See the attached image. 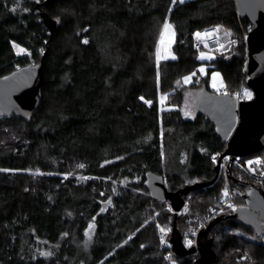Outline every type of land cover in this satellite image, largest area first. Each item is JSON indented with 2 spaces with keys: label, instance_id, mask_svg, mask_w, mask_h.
<instances>
[{
  "label": "trees",
  "instance_id": "16d2710c",
  "mask_svg": "<svg viewBox=\"0 0 264 264\" xmlns=\"http://www.w3.org/2000/svg\"><path fill=\"white\" fill-rule=\"evenodd\" d=\"M44 1L0 0V76L30 64L28 52L34 64L43 59L41 103L32 118L0 116V264H192L196 258L176 256L164 241L159 226H170L173 213L150 198L144 174L162 175L170 191L214 177L212 155L226 146L194 114L196 99L203 87L214 92L212 71L231 96L246 80L250 23L234 0ZM42 11L56 22L52 34ZM167 23L174 58L158 61ZM210 26L238 46L213 57L198 85H183L204 64L193 33ZM170 91L162 110L159 96ZM249 156L260 158L253 172L233 166L231 180L220 174L189 193L190 215H177L174 224L182 236L190 223L206 220L227 184L242 198L254 182L249 172L264 171V150L240 161ZM258 183L264 188V180ZM235 198L236 207L244 204ZM106 199L109 207L96 217ZM209 235L213 251L218 246L212 264H264V236L236 220L224 218Z\"/></svg>",
  "mask_w": 264,
  "mask_h": 264
},
{
  "label": "water",
  "instance_id": "95a60500",
  "mask_svg": "<svg viewBox=\"0 0 264 264\" xmlns=\"http://www.w3.org/2000/svg\"><path fill=\"white\" fill-rule=\"evenodd\" d=\"M53 0H45L49 4ZM238 16L247 19L251 29L246 35L247 59L244 64L245 83L254 92L251 100L238 102L226 92L216 93L203 87L198 92L195 105L196 115L206 118L213 126L214 133L220 137L226 148L222 157L228 156L227 176L232 179V162L236 158L264 150V0H234ZM42 23L52 34L55 20L48 13L40 12ZM43 59L36 64H28L0 76V116H12L29 120L41 103L43 83ZM180 81L174 83L178 88ZM214 177L208 181L186 184L170 191L162 175L147 171L143 186L151 199L161 203L168 202L173 211L172 228L169 243L173 254L185 257L198 254L192 264H212L216 261L213 251V239L209 237L212 228L224 218H232L255 236H264V188L258 183H251L242 194L243 206H237L225 216H217L201 228L195 245L187 248L176 228L177 211L185 204V196L197 189L206 188L219 177L220 161L214 166ZM110 199L101 203L96 217L104 215L110 205Z\"/></svg>",
  "mask_w": 264,
  "mask_h": 264
},
{
  "label": "rangeland",
  "instance_id": "374dc122",
  "mask_svg": "<svg viewBox=\"0 0 264 264\" xmlns=\"http://www.w3.org/2000/svg\"><path fill=\"white\" fill-rule=\"evenodd\" d=\"M179 2H183V1H186V0H178ZM173 42H174V31H173V29H172V27L167 23V24H165V26H164V28H163V31H162V33H161V35H160V40H159V43H158V47H157V51H156V58H157V60L158 61H160V60H166V59H170V58H174V56H173V54H172V52H171V46L170 45H172L173 44ZM28 54V59H29V62H31L30 64H34V63H32V60L30 59L31 58V55H30V53L28 52L27 53ZM18 55H20V56H23V55H25V53L23 52V51H21V52H19V54ZM199 58H200V61H202L204 64L203 65H201V66H199L198 67V70H197V72H193L192 74H189V75H187V76H185V77H183L182 79H181V83L183 84V85H198V83L199 82H201L200 80H201V78H203V77H205L206 76V72L205 71H207V69L208 68H210L211 66H209V63H210V61H211V59L213 58V56L210 54V53H205V52H199ZM215 72H217V71H212V73L210 74V78H209V85L208 86H210V88L212 89V90H214V92H216V93H221L222 92V89H223V85H222V83H223V81L221 82L220 80H219V78L217 77V75L215 74ZM220 79H221V77H220ZM203 85H204V83H200V85L198 86V87H195L194 89L191 87V91H192V93L194 94L195 92H197L201 87H203ZM189 91V90H188ZM191 91H189V92H191ZM171 93V91L170 92H167V93H164V94H161L160 96H159V103H160V105H161V109L162 110H165L164 109V105H165V103H166V100H167V96H168V94H170ZM170 108H174V107H168V109H170ZM259 160H260V158H258V157H247L245 160H244V163H242L241 161H240V164L241 165H243V167H244V170H242V169H240L239 171H249V169H250V171H254V168L252 167V163H255V164H258V162H259ZM236 168L237 169H239L237 166H236ZM249 173H251V172H249ZM262 174H264V171L262 172ZM257 176H259L260 174H256ZM223 177L225 178V180L226 179H228V180H231V179H229L228 178V176L227 175H223ZM165 180V179H164ZM227 181V180H226ZM258 181L259 180H257V181H255L254 180V182L253 183H258ZM187 182H189V181H187ZM192 183H194V182H189V183H187V184H192ZM259 184V183H258ZM165 185H166V187H167V183H165ZM186 185V184H185ZM169 186V185H168ZM233 191V190H232ZM240 193L239 192H237L236 194L234 193V191H233V195H236V198H235V200L238 202V203H240V199H242L241 198V195H239ZM186 197V196H185ZM185 201H186V204H185V206H186V208H187V212L185 213V214H180V215H178V216H183V217H187L188 216V214L190 215V203H191V196H188L187 195V197L185 198ZM168 203V202H167ZM217 204H219V203H217ZM216 204V205H217ZM244 204H242L241 206H243ZM168 207H167V209L170 211L171 210V208H170V205H169V203H168V205H167ZM216 206H214V207H212L210 210H209V212L212 210V209H214ZM233 210V209H232ZM231 210V211H232ZM170 213H172V211H170ZM209 214V213H208ZM188 220L190 221L191 219H190V217L188 218ZM223 220V219H222ZM201 223L202 222H193L192 224L190 223V226H189V228H187V230L184 232V235L182 236V233L180 232V234H181V238H182V242H183V244L187 247V248H189L190 246H193L194 245V241H195V238H194V234H195V232L198 230V232H199V228H200V225H201ZM170 225V224H169ZM93 226H90L89 228V233H92V231H93V228H92ZM171 228H172V225H170V226H166V227H164V226H162V225H160L159 226V231L160 232H162V233H164L165 234V236L163 237L164 238V241H166V237H168V239L170 238V234H171ZM239 235H242V236H244L245 238H247L249 241H253V238L252 237H250L249 235H245V234H243L241 231H239V230H237L236 231ZM209 237H210V235H209ZM188 241H189V243H188ZM217 243H218V241H217ZM217 248H218V246H217V244H215V249L217 250ZM215 250V252H217ZM197 255L198 254H192V255H190L191 256V258H197ZM243 256H240V257H243V258H241V260L243 261V260H246V254H242ZM189 256V255H188ZM239 257V258H240Z\"/></svg>",
  "mask_w": 264,
  "mask_h": 264
},
{
  "label": "built area",
  "instance_id": "2783aa9c",
  "mask_svg": "<svg viewBox=\"0 0 264 264\" xmlns=\"http://www.w3.org/2000/svg\"><path fill=\"white\" fill-rule=\"evenodd\" d=\"M245 39H246V36H245ZM192 45H193V48L198 52L202 51L205 53H210L213 57L215 56L218 57L219 55H225L232 49L236 48L238 46V39L231 37L227 32H221L218 30V28L216 29V27L210 26V27H205L193 33V44ZM245 81L246 80L242 82L239 89L232 95V97L236 98L238 102L248 101V100L253 99L254 97V92L252 91L251 88L247 86ZM240 159L241 158L234 159L232 162V167L237 166L239 169L244 170L243 165L240 164ZM212 160L214 161V163H217L218 161H220L219 175L220 174L224 176L227 175L226 167L229 161L228 156L222 157V154L215 153L212 155ZM249 175L255 181L264 180V174H260L259 176H257L256 174L249 173ZM226 180L228 181V179ZM185 204H186V201H185ZM185 204L179 211L176 212L177 215L185 214L187 212V208ZM224 208H230V209L236 208V203L233 201V191L228 186V184H227V188L225 191V195L220 200L217 207H215L209 212V215L207 216L206 220L201 223L199 229L204 228L208 224L209 221L219 216ZM197 234H198V230L194 234L195 241L197 238ZM195 241H194V245H195ZM240 258H243V257H240Z\"/></svg>",
  "mask_w": 264,
  "mask_h": 264
},
{
  "label": "crops",
  "instance_id": "0c3cea01",
  "mask_svg": "<svg viewBox=\"0 0 264 264\" xmlns=\"http://www.w3.org/2000/svg\"><path fill=\"white\" fill-rule=\"evenodd\" d=\"M215 74L217 75V77L219 78V80L222 82V80L220 79L219 72H215ZM222 85H223V83H222Z\"/></svg>",
  "mask_w": 264,
  "mask_h": 264
}]
</instances>
